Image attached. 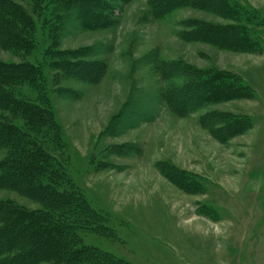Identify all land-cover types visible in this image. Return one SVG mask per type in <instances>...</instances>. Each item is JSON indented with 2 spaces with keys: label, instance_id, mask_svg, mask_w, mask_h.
I'll return each instance as SVG.
<instances>
[{
  "label": "rangeland",
  "instance_id": "374dc122",
  "mask_svg": "<svg viewBox=\"0 0 264 264\" xmlns=\"http://www.w3.org/2000/svg\"><path fill=\"white\" fill-rule=\"evenodd\" d=\"M114 1L109 25H71L60 36L56 50L75 55L72 73L43 69L62 130L59 156L109 217L111 237L85 231L83 242L129 264H264V0H232L255 41L247 52L196 33L201 24L233 23L196 3L154 18L146 0ZM40 56L0 47L2 61ZM206 70L236 76L251 96L172 111L167 91L186 85L187 71ZM18 89L34 97L26 85ZM219 113L245 115L249 126L223 136ZM183 175L199 190L185 191ZM3 200L39 205L0 186Z\"/></svg>",
  "mask_w": 264,
  "mask_h": 264
},
{
  "label": "trees",
  "instance_id": "16d2710c",
  "mask_svg": "<svg viewBox=\"0 0 264 264\" xmlns=\"http://www.w3.org/2000/svg\"><path fill=\"white\" fill-rule=\"evenodd\" d=\"M146 1L154 18L191 3L213 10L233 23L201 24L196 33L219 48L241 52L254 48L255 41L239 22L247 21V16L232 0ZM114 8V0H0V47L19 55L35 50L41 55L33 61L0 60V149L5 150L0 186L39 204L32 209L11 200L0 201V264H129L83 242L80 232L85 231L111 237L109 217L88 202L59 156L64 148L62 130L50 109L43 73L44 67L72 73L68 57L75 55L56 50L60 36L71 25L83 29L109 25ZM175 70L178 67L173 66ZM187 73L183 74L186 85L167 91L172 111L184 113L199 103L246 99L252 94L248 84L228 72ZM23 85L34 97L19 91ZM233 115L219 113L222 125L217 129L223 136L242 133L249 126L245 115ZM16 117L22 123H15ZM172 173L173 169L168 174ZM179 181L185 191L200 188L185 175Z\"/></svg>",
  "mask_w": 264,
  "mask_h": 264
}]
</instances>
